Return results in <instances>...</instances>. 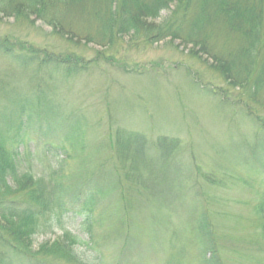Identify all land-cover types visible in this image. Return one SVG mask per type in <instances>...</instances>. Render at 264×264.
Returning <instances> with one entry per match:
<instances>
[{
	"label": "rangeland",
	"instance_id": "rangeland-1",
	"mask_svg": "<svg viewBox=\"0 0 264 264\" xmlns=\"http://www.w3.org/2000/svg\"><path fill=\"white\" fill-rule=\"evenodd\" d=\"M80 38L63 37L32 15L18 21L0 14V42L90 62L85 74L55 80L57 93H47L48 98L64 115L81 118L86 143L109 146L117 129L140 134L146 143L137 150L134 168L148 167L142 178L156 190L127 214L113 215L128 233L99 227L92 246L82 219L67 215L53 218L51 227L33 239V249L67 234L78 259L89 264H96L99 255L101 264H115L116 257L121 264H200L203 257H213L210 248H217L224 264H264V221L257 213L264 192V152L256 150L257 133L264 131V88L249 101L210 68L211 59L202 54L194 59L193 47L179 40L136 46L124 40L113 48ZM32 73L0 53V78L18 90L10 96L31 97ZM38 74L42 82L50 81L49 73ZM222 93L227 99H220ZM160 137L177 140L178 149L170 153L158 147ZM32 138L13 149L22 155L23 168L43 177L64 157L36 147ZM110 159L117 165L120 160L117 155ZM74 163L66 161L68 167ZM208 178L221 186H210ZM196 221L211 232L204 245Z\"/></svg>",
	"mask_w": 264,
	"mask_h": 264
},
{
	"label": "trees",
	"instance_id": "trees-1",
	"mask_svg": "<svg viewBox=\"0 0 264 264\" xmlns=\"http://www.w3.org/2000/svg\"><path fill=\"white\" fill-rule=\"evenodd\" d=\"M0 14L18 21H28L32 15L63 37L83 36L113 48L124 40L134 46L179 40L193 47L189 52L194 59L197 54L211 59L210 68L229 88L246 93L249 101L264 88V0H0ZM17 48L6 40L0 42V53L14 66L34 72L28 77L33 94L10 96L18 90L0 78V264H89L78 259L74 239L67 234L36 250L33 239L51 227L53 218L67 215L82 219L92 246L99 240L95 234L99 227L128 233L123 220L113 215L127 214L156 190L142 178L148 167L134 168L137 150L146 142L140 134L117 129V139L109 146L86 143L81 118L64 115L47 93H57L55 80L88 72L90 62L82 64L78 58L31 46ZM38 72L49 73L50 81L42 82ZM211 94L218 96L215 91ZM223 94L221 100L226 98ZM31 137L36 147L64 157L43 177L23 168L22 155L13 149ZM256 144V150L264 152V131L257 133ZM156 145L171 153L179 142L160 137ZM115 155L118 165L110 159ZM69 160L75 161L74 167L66 165ZM208 181L210 186H221L217 179ZM257 213L264 221V192ZM195 229L206 244L211 232L201 221L195 222ZM210 252L213 257H203L200 264H224L217 248ZM94 260L101 264L102 256ZM121 263L116 257L115 264Z\"/></svg>",
	"mask_w": 264,
	"mask_h": 264
}]
</instances>
